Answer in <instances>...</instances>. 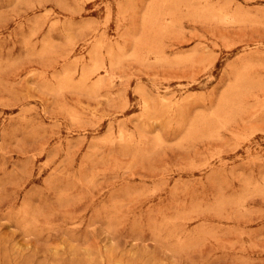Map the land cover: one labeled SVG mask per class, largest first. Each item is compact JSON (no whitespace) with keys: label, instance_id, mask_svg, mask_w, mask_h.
<instances>
[{"label":"rangeland","instance_id":"obj_1","mask_svg":"<svg viewBox=\"0 0 264 264\" xmlns=\"http://www.w3.org/2000/svg\"><path fill=\"white\" fill-rule=\"evenodd\" d=\"M0 264H264V0H0Z\"/></svg>","mask_w":264,"mask_h":264}]
</instances>
